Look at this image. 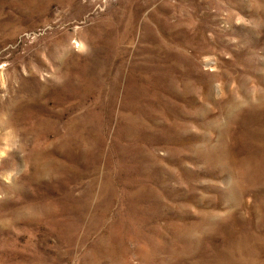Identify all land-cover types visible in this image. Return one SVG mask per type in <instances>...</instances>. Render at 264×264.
<instances>
[{
	"label": "rangeland",
	"instance_id": "1",
	"mask_svg": "<svg viewBox=\"0 0 264 264\" xmlns=\"http://www.w3.org/2000/svg\"><path fill=\"white\" fill-rule=\"evenodd\" d=\"M0 264H264V0H0Z\"/></svg>",
	"mask_w": 264,
	"mask_h": 264
}]
</instances>
